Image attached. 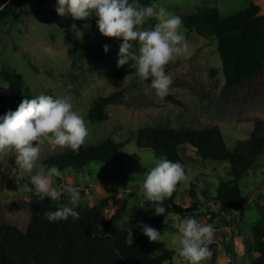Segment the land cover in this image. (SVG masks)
<instances>
[{
	"label": "rangeland",
	"instance_id": "rangeland-1",
	"mask_svg": "<svg viewBox=\"0 0 264 264\" xmlns=\"http://www.w3.org/2000/svg\"><path fill=\"white\" fill-rule=\"evenodd\" d=\"M133 2V0H130ZM167 11L182 19L204 6L217 7L221 16H229L248 6V0H158ZM264 5V1L262 2ZM56 0H28L20 21L12 17L0 24V70H15L20 74L25 88L33 97L51 95L54 98L69 96L74 108L85 119L89 136L84 146L89 147L107 137L126 139V132L144 126H168L203 128L218 126L226 144L232 148L239 139H246L254 123L264 124V70L254 80L244 82L233 89H224V76L217 51L216 37H202L182 29L188 43L186 56L176 59L166 66L172 83L168 94L161 99L150 88V80L142 81L136 71L116 83H110L103 73L97 71L94 63L81 53L78 40L109 45V49L119 51L122 39L108 38L100 34L96 17L87 20H73L71 16L61 17L55 11ZM75 24L77 31L72 30ZM90 24V28L84 25ZM156 23L147 21L143 27H154ZM134 50L138 44L133 42ZM34 66V67H33ZM116 92V97L107 107L108 120L99 123L89 121L88 114L93 101L99 96ZM10 93L0 76V111L8 105ZM69 148L57 147L50 150L42 146L39 159L31 173L18 169L14 156L0 160V211L2 222L25 230L29 221V207L34 196V186L29 175L43 167V161ZM187 162L191 179L182 183L176 202L190 206L192 200L185 194L193 184V192L201 202H209L210 196L202 195V190L215 194L219 182L228 180L227 162L199 159L187 150H181ZM151 149H139L134 141L124 147L122 154L108 162L93 163L83 171L63 172L55 186L61 190L58 205L72 206L71 199L63 188L71 183L79 190V204L92 207L105 196H113L106 219L112 216L119 200L128 192H134L123 219L118 223L129 228L140 219L151 202L143 196L144 174L158 159ZM245 176L240 179V187L247 198V204L230 213L231 219L214 222V238L209 245L212 253L201 264H248L249 254L245 250V239L250 238L251 222L264 214V155L257 159ZM255 166V167H254ZM27 185V186H26ZM197 201V200H196ZM212 206L215 203H210ZM176 217L167 219L160 230L161 241L150 242L148 249L152 256L164 250L178 247V230L173 227ZM203 222V217L198 219ZM1 224V221H0ZM235 230V232H232ZM253 253L252 256H256ZM169 264V263H164ZM172 264H188L178 254Z\"/></svg>",
	"mask_w": 264,
	"mask_h": 264
},
{
	"label": "trees",
	"instance_id": "trees-1",
	"mask_svg": "<svg viewBox=\"0 0 264 264\" xmlns=\"http://www.w3.org/2000/svg\"><path fill=\"white\" fill-rule=\"evenodd\" d=\"M263 1L248 0L247 7L225 17L221 16L217 7L204 6L182 19V29L202 37H216L225 80L224 89L230 90L252 81L264 70ZM152 2L153 0H139L144 5ZM27 3L28 0H0V24L9 17L20 21ZM150 21L157 22L154 19ZM77 42L81 53L94 63L97 71L103 73L110 83L134 74L131 62L117 67L119 51L109 49L105 53L102 44L82 40ZM0 76L10 93V101L0 111V116L9 110L15 111L22 99L34 98L15 70L3 68ZM116 95L115 92L97 97L90 108L89 121L99 123L108 120L107 107ZM167 97L174 100L169 95ZM126 134L128 137L125 140L118 141L110 136L89 147L83 144L75 152L67 149L45 159L42 165L45 168L55 165L62 173L65 170L83 171L93 163L102 164L122 154L124 147L134 141L139 149H151L157 157L179 161L188 174L187 162L181 155V150H187L199 159L228 163L230 178L219 182L215 194L212 195L207 189L202 190V195L210 196V203L215 204L212 206L209 202H201L191 184L184 192L189 198H193L194 194L197 201L192 200L190 206H181L176 202L182 187L180 183L171 197L164 200V215H156L151 204L136 223L124 228L118 223L135 196L134 192H128L119 200L120 205L108 219L105 218L106 212L113 200L110 195L103 197L92 207L79 204L75 208L79 219L70 216L67 220L51 223L44 218V213L54 211L61 205L48 198L40 200L34 194L29 207L30 221L25 230L2 222L0 211V264H172L173 256L178 253L166 249L152 256L148 249L149 239L139 227L141 223L160 231L167 219L179 215L192 216L197 220L203 217L204 223L214 225L215 221L228 218L233 220L230 213L247 204L240 179L264 155V124L254 123L249 136L237 140L232 148L227 146L222 131L216 125L180 129L144 126L129 130ZM239 220L236 217L233 222L237 223ZM130 229L134 238L131 246L125 243ZM244 245L249 254L248 264H264V214L251 222L250 238L245 239ZM253 253L257 255L252 256Z\"/></svg>",
	"mask_w": 264,
	"mask_h": 264
},
{
	"label": "clouds",
	"instance_id": "clouds-1",
	"mask_svg": "<svg viewBox=\"0 0 264 264\" xmlns=\"http://www.w3.org/2000/svg\"><path fill=\"white\" fill-rule=\"evenodd\" d=\"M55 11L61 17L71 16L77 21L95 16L101 35L123 41L119 46L117 67L131 62L130 66L140 80H150V88L157 97L163 99L168 94L172 79L166 74V66L188 52L180 16L167 11L157 0L148 5L139 3V0H56ZM152 19L157 21L154 27H143ZM71 27L79 33L75 24ZM84 27L90 28L91 25ZM133 42L138 44L135 50ZM103 48L107 53L109 45L105 44ZM88 136L85 119L74 108L69 96L54 98L42 94L32 99L25 98L15 111L9 110L0 116V160L12 155L18 169L31 173L43 145L47 144L53 151L60 147L75 152ZM62 176L55 165L42 167L29 175L34 186L29 190H34L40 200H59L62 193L55 186V180ZM190 179L179 161L158 159L144 174L143 196L151 202L156 215H164V200L171 197L178 184ZM63 191L70 197L72 206L61 205L54 211H46L44 218L50 223L67 220L70 216L79 219L75 210L80 201L79 190L69 183ZM139 227L150 242L161 241L162 234L154 227L144 223ZM173 227L178 230L177 253L184 261L201 264L211 257L209 245L215 232L212 224L200 222L192 216L177 215ZM133 239L130 229L125 243L131 246Z\"/></svg>",
	"mask_w": 264,
	"mask_h": 264
}]
</instances>
